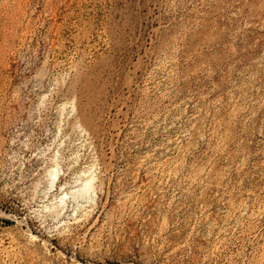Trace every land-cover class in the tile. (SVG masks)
Instances as JSON below:
<instances>
[{
  "label": "rangeland",
  "instance_id": "1",
  "mask_svg": "<svg viewBox=\"0 0 264 264\" xmlns=\"http://www.w3.org/2000/svg\"><path fill=\"white\" fill-rule=\"evenodd\" d=\"M0 264H264V0H0Z\"/></svg>",
  "mask_w": 264,
  "mask_h": 264
},
{
  "label": "bare ground",
  "instance_id": "2",
  "mask_svg": "<svg viewBox=\"0 0 264 264\" xmlns=\"http://www.w3.org/2000/svg\"><path fill=\"white\" fill-rule=\"evenodd\" d=\"M89 188H88V182H85L82 185V189L80 190V195L79 198H81L82 200L86 199V196L88 194ZM79 193V192H78Z\"/></svg>",
  "mask_w": 264,
  "mask_h": 264
}]
</instances>
